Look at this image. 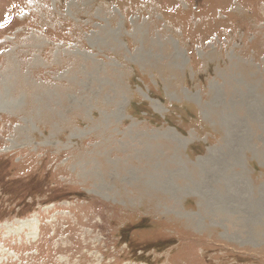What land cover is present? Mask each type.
<instances>
[{
    "label": "rangeland",
    "instance_id": "rangeland-1",
    "mask_svg": "<svg viewBox=\"0 0 264 264\" xmlns=\"http://www.w3.org/2000/svg\"><path fill=\"white\" fill-rule=\"evenodd\" d=\"M0 264H264V0H0Z\"/></svg>",
    "mask_w": 264,
    "mask_h": 264
}]
</instances>
